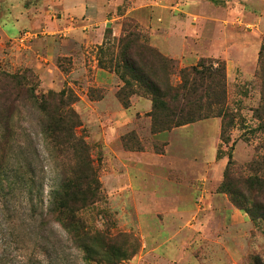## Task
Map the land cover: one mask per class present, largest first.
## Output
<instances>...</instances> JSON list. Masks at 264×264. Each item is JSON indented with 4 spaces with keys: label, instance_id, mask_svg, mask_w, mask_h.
Listing matches in <instances>:
<instances>
[{
    "label": "rangeland",
    "instance_id": "rangeland-1",
    "mask_svg": "<svg viewBox=\"0 0 264 264\" xmlns=\"http://www.w3.org/2000/svg\"><path fill=\"white\" fill-rule=\"evenodd\" d=\"M132 1L114 7L108 18L115 22L106 26L99 10L106 0H87L91 8L81 17L67 11L68 0H23L24 9L37 8L29 15L37 26L9 38L3 20L10 4L0 0V77L28 75L39 96L63 91L74 96L78 132L92 147L101 183L102 201L88 212V225L128 253L137 250L117 264H264V223L256 224L220 192L232 146L236 169L264 158V135L252 131L258 126L253 109L261 100L256 72L264 0H146L164 10L160 21L170 22L160 34L197 33L189 36L192 43L181 59H175L180 52L168 38L153 40L156 28L127 16L142 6ZM126 18L187 74L202 58L226 63L229 105L245 121L233 130L228 147L222 145L220 118L154 134L149 112L136 110L145 98L134 96L131 107H123L117 96L123 83L100 68L99 49L108 30L110 47L118 48ZM72 28L85 46L71 41ZM18 96L8 83L0 85V264H107L101 243L100 261H85L50 214L51 195L64 174L51 160L40 113Z\"/></svg>",
    "mask_w": 264,
    "mask_h": 264
},
{
    "label": "trees",
    "instance_id": "trees-1",
    "mask_svg": "<svg viewBox=\"0 0 264 264\" xmlns=\"http://www.w3.org/2000/svg\"><path fill=\"white\" fill-rule=\"evenodd\" d=\"M111 35L112 31L108 30L106 40L99 49L105 59L101 57L99 64L101 69L114 72L122 81L123 86L117 96L125 109L131 107L134 96L150 100L152 110L148 116L154 134L220 118L222 145L228 147L232 143L233 130L245 121L239 111H234L229 105L224 61L202 58L187 74L179 70L174 59L165 57L149 43L140 25L132 18L123 21V35L117 49L110 47ZM177 75L181 76V80L175 83ZM3 76L4 79L0 77V85L8 83L16 93L20 91L18 99H24L40 113L41 132L51 160L56 164L58 173L61 169L64 174L51 195L50 214L71 235L88 263L96 261L100 250L98 243L104 249L101 254L107 258V264L133 258L137 250L128 253L124 247H118V243L107 233L94 231L88 225V212L102 201L101 183L92 147L78 132L82 124L73 109L74 96L66 91L39 96L28 75L4 73ZM256 78L260 83L261 100L259 106L253 109L258 126L252 131L264 135V43ZM6 89L9 91L7 86ZM10 115L7 113L6 117L10 119ZM222 156L223 151H220L218 158ZM228 158L220 192L228 194L232 202L256 224L264 223V158L253 161L245 170L235 168L233 146ZM99 256L97 261H100Z\"/></svg>",
    "mask_w": 264,
    "mask_h": 264
},
{
    "label": "crops",
    "instance_id": "crops-1",
    "mask_svg": "<svg viewBox=\"0 0 264 264\" xmlns=\"http://www.w3.org/2000/svg\"><path fill=\"white\" fill-rule=\"evenodd\" d=\"M147 1L146 0H133L132 1L133 4L137 3L138 5V3L139 4L141 3L142 6L137 7L136 5L137 8H134L131 11H129L127 16L135 17L136 19L140 20L145 25L156 28L154 31L153 40L155 37L168 38V40H170L171 42L174 43V45H176L177 50H179L180 52V55L175 56V59H181L182 58L181 55L183 54L186 48V45L192 43V40H189L190 39L189 36L191 37L197 36V33L189 34L188 32H186L183 36H179L175 34L168 35L169 33L160 34L159 28L162 26L166 27L170 22L168 23L167 21H162V20L160 21L159 18L163 15V13H165L164 10L159 7L151 8L150 4L146 3ZM22 2L23 0H8V3L10 5H9V8L6 9L7 16L4 18L3 21H4V28H5L4 32H6L9 38L13 36H18L21 32L25 31L27 28H32V27L37 26V19L35 17L33 18L31 17L32 19L29 18V15L34 14V11L35 10L37 11V8L33 6L31 8L24 9V5L22 4ZM124 2L125 0H115L113 1L112 4L110 3L109 5L108 1L106 0L105 4L100 3L101 4L100 9H99L101 13L100 17L104 25L107 26V24H109L110 22H115V18L110 20L108 16L112 12V10L115 9L114 7L120 6ZM190 2H194V0H190ZM193 4L194 3H191L190 8L192 10H195L196 7H194L195 5ZM152 5L154 6V3ZM90 8H91V5L90 3L87 2V0H68L67 11L71 12L72 15L76 17L85 16ZM145 13H148V15H145ZM13 26H14L13 29H16L15 31L10 30V27H13ZM72 30L73 32L70 31L68 35L71 37L72 39L71 41L75 44V46L77 47V45H79L78 43H82V45L85 46L84 37H81V33H79L77 29L72 28ZM99 73H100V76H102V79L104 77L106 81L107 72L101 71ZM110 80L114 81V78L111 77ZM139 106L141 108H144L146 112H151L152 110V102L147 99H143L140 102V104L136 107V110L137 108H139Z\"/></svg>",
    "mask_w": 264,
    "mask_h": 264
},
{
    "label": "built area",
    "instance_id": "built-area-1",
    "mask_svg": "<svg viewBox=\"0 0 264 264\" xmlns=\"http://www.w3.org/2000/svg\"><path fill=\"white\" fill-rule=\"evenodd\" d=\"M29 36V34H26V38Z\"/></svg>",
    "mask_w": 264,
    "mask_h": 264
}]
</instances>
